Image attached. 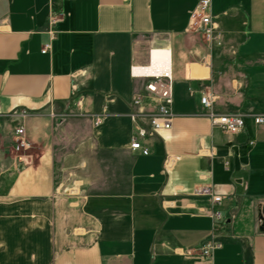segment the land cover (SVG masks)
<instances>
[{"label": "crops", "instance_id": "0c3cea01", "mask_svg": "<svg viewBox=\"0 0 264 264\" xmlns=\"http://www.w3.org/2000/svg\"><path fill=\"white\" fill-rule=\"evenodd\" d=\"M197 4L0 0V264H264V0H212L210 41ZM151 56L138 71L169 58L173 118L141 156L129 114L147 80L130 70ZM205 94L243 130L213 126ZM20 127L29 148L13 152ZM200 186L221 197L222 231Z\"/></svg>", "mask_w": 264, "mask_h": 264}, {"label": "built area", "instance_id": "2783aa9c", "mask_svg": "<svg viewBox=\"0 0 264 264\" xmlns=\"http://www.w3.org/2000/svg\"><path fill=\"white\" fill-rule=\"evenodd\" d=\"M212 0H198L197 7L190 15L193 28L201 32L205 38L210 41L217 39L219 33L213 25L211 14ZM56 20L51 18L50 24H55ZM49 45L45 44L41 53H46ZM151 55V54H150ZM152 66V56L146 66L132 67L130 70L131 76L135 78H145L147 83L141 93L136 95L131 100L133 112L129 114V118L133 125L130 149L138 152L141 156H148L149 150L143 143L147 135L154 131L168 130L171 126L173 112V79L171 75V63L168 59H160L155 62V68L150 73H140L138 70ZM145 99H150L155 102L152 110L144 112L140 108L144 105ZM213 97L210 94H205L200 97V104L207 109L208 119L211 124L218 127L226 134H237L241 132L245 125V116L243 115H217L211 112ZM81 100L77 101L76 106L80 107ZM101 122L100 117L94 119L93 125L97 126ZM254 126H264V112L252 116ZM251 146L253 141L248 142ZM29 148L23 128H17L13 133V144L11 150L19 152ZM198 196L208 197L211 200V209L209 218L211 220V229L214 233L222 231L225 227L224 215L219 209L221 197L213 194L209 186H200L195 190ZM221 247V243L216 240H211L201 248L202 255H209L213 249Z\"/></svg>", "mask_w": 264, "mask_h": 264}, {"label": "water", "instance_id": "95a60500", "mask_svg": "<svg viewBox=\"0 0 264 264\" xmlns=\"http://www.w3.org/2000/svg\"><path fill=\"white\" fill-rule=\"evenodd\" d=\"M229 146H230V144H229ZM232 151L234 153H240L241 150H239L237 147H232ZM258 219L261 223L259 230L263 231L264 230V206L260 207V209H259Z\"/></svg>", "mask_w": 264, "mask_h": 264}]
</instances>
